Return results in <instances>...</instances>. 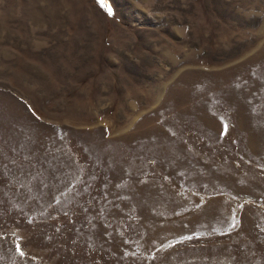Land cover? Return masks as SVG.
Segmentation results:
<instances>
[{
  "label": "rangeland",
  "instance_id": "374dc122",
  "mask_svg": "<svg viewBox=\"0 0 264 264\" xmlns=\"http://www.w3.org/2000/svg\"><path fill=\"white\" fill-rule=\"evenodd\" d=\"M0 264H264V0H0Z\"/></svg>",
  "mask_w": 264,
  "mask_h": 264
},
{
  "label": "snow or ice",
  "instance_id": "6c2138e0",
  "mask_svg": "<svg viewBox=\"0 0 264 264\" xmlns=\"http://www.w3.org/2000/svg\"><path fill=\"white\" fill-rule=\"evenodd\" d=\"M229 130V125L227 123H224L222 125V131H221V137L227 135ZM241 207H243V205H241ZM238 224V220L235 217V212H233V218H232V222L230 223L229 227H228V231H231L232 229H234ZM185 239H191V237H185ZM16 251L23 256L24 253L22 251V246L20 244L16 245Z\"/></svg>",
  "mask_w": 264,
  "mask_h": 264
}]
</instances>
